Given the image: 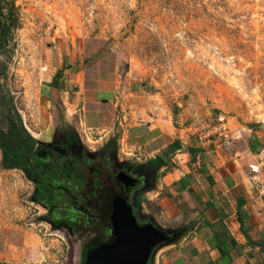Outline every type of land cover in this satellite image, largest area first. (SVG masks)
<instances>
[{
    "label": "rangeland",
    "instance_id": "1",
    "mask_svg": "<svg viewBox=\"0 0 264 264\" xmlns=\"http://www.w3.org/2000/svg\"><path fill=\"white\" fill-rule=\"evenodd\" d=\"M17 6L21 26L7 83L25 128L38 141L39 159L45 161L47 146L68 135L92 156L109 146L120 164L152 162L138 144L122 139L153 119L164 130L168 121L184 131L178 132L184 142L179 154L229 150L248 130L252 140L264 132V0H19ZM103 79L116 85L118 120L110 135L81 122L86 96L94 97ZM220 116L228 136L215 147L204 135ZM166 156L158 185L176 166L175 155ZM156 194L139 196L140 221L185 226L171 220ZM39 199L21 170L0 166V230L14 237L13 244L28 237L25 249L4 253L0 264H82L86 241L103 234L102 225L82 235L61 225L62 219L54 221ZM48 201L71 207L64 196Z\"/></svg>",
    "mask_w": 264,
    "mask_h": 264
},
{
    "label": "crops",
    "instance_id": "2",
    "mask_svg": "<svg viewBox=\"0 0 264 264\" xmlns=\"http://www.w3.org/2000/svg\"><path fill=\"white\" fill-rule=\"evenodd\" d=\"M115 89L116 85H106L103 79L95 85L94 97L86 96L81 122L88 129L110 135L115 128ZM159 121L138 124L133 130L127 126L131 130L122 139L138 144L140 153L157 167L153 186L143 193H157V204L168 210L171 220L185 222L183 227L160 226L185 234L175 244L156 249L150 264H264V132L252 140L248 130L242 134L240 145L229 150L198 148L193 154H179L184 142L178 132L184 131L168 121L164 130ZM177 143L180 148L170 151ZM162 153L175 155L177 161L158 185L161 173L168 168L158 160ZM189 154L193 156L191 163L180 159H187ZM252 164L260 165V174L251 173ZM164 185L167 195L162 194ZM145 214L142 218H148ZM161 217H165L163 212ZM13 238L0 230L2 258L4 253L25 249L28 237L24 236L23 244H13Z\"/></svg>",
    "mask_w": 264,
    "mask_h": 264
},
{
    "label": "trees",
    "instance_id": "3",
    "mask_svg": "<svg viewBox=\"0 0 264 264\" xmlns=\"http://www.w3.org/2000/svg\"><path fill=\"white\" fill-rule=\"evenodd\" d=\"M18 1L0 0V150L2 153L0 166L4 170H21L27 179L40 187L42 192H40V196L44 202H47L48 199L56 201L58 197L63 196L62 191L68 193L75 200H79L82 194L90 195L91 206L96 204V207L92 206L93 210L91 212L84 209L85 214L77 218L78 224L75 228L77 229L76 232L83 235L84 231L94 230L100 224L102 225L103 234L96 233L95 237L87 240L84 245L83 252L91 251L110 237V209L113 198L119 192L114 186H110L107 177L103 175L91 184L89 179L81 180L77 176L67 179L59 169L52 168V162H46L38 158L36 150L38 141L25 128L22 116L15 104V96L10 91L7 83L10 62L14 54L15 33L21 26ZM3 80L4 83H2ZM178 148H180L179 143L175 147H170L169 150L176 151ZM158 160L162 161L160 158ZM68 180L75 188L72 191L67 190L69 186L63 183ZM81 186H85L86 193L81 192ZM49 207L53 206L49 205ZM101 207H104L103 221L100 219ZM138 223L141 227L150 224ZM224 242L222 241L221 244Z\"/></svg>",
    "mask_w": 264,
    "mask_h": 264
},
{
    "label": "flooded vegetation",
    "instance_id": "4",
    "mask_svg": "<svg viewBox=\"0 0 264 264\" xmlns=\"http://www.w3.org/2000/svg\"><path fill=\"white\" fill-rule=\"evenodd\" d=\"M62 138V137H61ZM76 137H68V135L64 139H57L54 141L55 145H48V150L50 152L47 154L46 162H52V168L56 167L60 170L61 174H64L67 179H71V177L77 176L78 178L86 179L91 183H94L98 177L102 175L107 177L108 183L110 186H114L115 189L119 192L117 196L126 197L128 199V203L132 205L135 215L137 217L138 222L140 221L138 207L140 206L139 196L141 193L147 191L154 184V179L157 174V167L154 163L148 162L141 165L131 166L128 164H120L116 161V153L111 154V148L106 146L105 149L99 154L89 155L87 152H84L80 146L77 145ZM57 144V145H56ZM99 154V155H98ZM162 160V159H161ZM165 163V161H160ZM120 175L129 176L134 180V186L127 187L126 181L123 178H120ZM70 180L63 182L64 185H68L67 190H73V184H71ZM86 183V182H85ZM61 184V183H57ZM35 185V190L39 194L42 193L41 189L38 185ZM75 185V184H74ZM73 186V187H72ZM85 186L83 187L84 193H86ZM80 191V190H79ZM41 192V193H40ZM65 198H68L71 201V207L63 205V209L59 207V209L53 206L48 200L44 202L41 196L38 201L40 205L45 207L48 211V215H52L54 217V221H61V225L65 224L69 226L73 231H77L75 227H77V218L84 215L85 210L88 209L91 212V196L83 195L79 197V200H75L72 196L68 195V193L62 191L61 192ZM61 197H58L56 201H60ZM134 200V203H133ZM49 203V204H48ZM53 206V207H49ZM66 214L64 217H59L54 211H61ZM52 225H55V222L50 221ZM150 223L149 222H146Z\"/></svg>",
    "mask_w": 264,
    "mask_h": 264
},
{
    "label": "water",
    "instance_id": "5",
    "mask_svg": "<svg viewBox=\"0 0 264 264\" xmlns=\"http://www.w3.org/2000/svg\"><path fill=\"white\" fill-rule=\"evenodd\" d=\"M167 153L159 158L167 163ZM127 187L134 186L129 176L120 175ZM110 237L91 251L83 252L82 264H148L156 249L175 244L185 231L163 230L153 221L139 226L132 205L128 199L116 196L112 200L110 215Z\"/></svg>",
    "mask_w": 264,
    "mask_h": 264
},
{
    "label": "built area",
    "instance_id": "6",
    "mask_svg": "<svg viewBox=\"0 0 264 264\" xmlns=\"http://www.w3.org/2000/svg\"><path fill=\"white\" fill-rule=\"evenodd\" d=\"M216 124L211 126L209 132L204 135V138L206 139V142L208 143H212L215 147L217 142L221 139V138H227L228 136V126H227V121L225 119V117L220 116L217 120H216ZM249 169L251 171V173H253L254 175H258L261 173V167L258 164H252L249 166Z\"/></svg>",
    "mask_w": 264,
    "mask_h": 264
}]
</instances>
